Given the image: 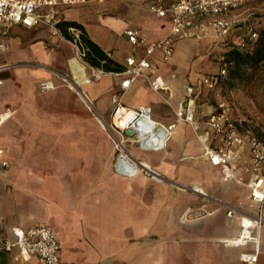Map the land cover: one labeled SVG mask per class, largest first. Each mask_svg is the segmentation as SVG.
I'll return each mask as SVG.
<instances>
[{
	"label": "crops",
	"instance_id": "crops-1",
	"mask_svg": "<svg viewBox=\"0 0 264 264\" xmlns=\"http://www.w3.org/2000/svg\"><path fill=\"white\" fill-rule=\"evenodd\" d=\"M94 4L104 2L56 8L55 15L60 21L83 27L112 61L107 71L88 63L85 66L44 25L25 28L0 22V43L10 46L0 56L16 55V63L42 62L67 74L82 88L74 93L51 74L26 67L0 72V116L10 113L0 123V147L9 163L0 166V246L13 242L12 228L45 226L61 244L59 264H246L239 261V255L248 248L221 244L222 239L238 233V223L221 210L185 223L180 220L188 206L214 205L179 186H194L208 197L253 209L248 190L224 178L219 168L202 157L203 147L189 125L179 123L162 151L126 146L133 157L161 173L164 181L114 172L117 152L106 125L113 110L111 96L121 77L112 74L125 72L127 57L144 54V47H133L124 31L141 30L149 42L164 37L170 21L133 4L127 15L136 25L130 28L118 15L91 14L88 7ZM38 14L44 16L45 9ZM222 42L214 37L202 41L175 38L174 53L167 62L159 53L149 60L168 83L173 106L181 101L187 86L199 87L196 118L200 121L213 111L215 98L199 82L216 73L218 66L207 60L197 70L191 62L197 58V50L203 57ZM6 64L0 58V66ZM91 69L105 75L88 84ZM48 79L57 86L41 92L38 83ZM123 96L122 103L131 109L150 108L151 119L159 125L175 122L172 111L144 79L134 81ZM86 99L94 104L97 115L83 106L89 104ZM208 143L214 144L211 136ZM0 264L38 261L35 257L24 261L11 247L0 251ZM256 264H264V225Z\"/></svg>",
	"mask_w": 264,
	"mask_h": 264
},
{
	"label": "built area",
	"instance_id": "built-area-1",
	"mask_svg": "<svg viewBox=\"0 0 264 264\" xmlns=\"http://www.w3.org/2000/svg\"><path fill=\"white\" fill-rule=\"evenodd\" d=\"M105 1L114 0H0V22L21 25L25 28L41 24L48 27L56 37L64 38L58 29L60 20L55 15L56 8ZM127 1L143 5L151 15L158 19L168 17L170 29L164 37L149 42L141 30L124 31L127 41L133 47H144V54L139 58L127 57L125 72L122 75L112 74L113 77H121L111 96L113 110L110 121L106 125L117 152L113 170L124 177L142 174L157 182L164 181L161 173L133 157L127 151L126 146L132 145L140 151H162L177 125L186 123L203 147L202 157L212 167L219 168L224 178L248 190L253 209L245 208L240 203L232 204L208 197L205 192L194 186H179L180 190L197 194L205 202L208 200L214 205L207 207L202 204L197 209L194 206H188L182 212L180 220L185 223L221 210L226 218L238 223L237 235L222 239V246L248 248L240 253L239 261L256 264L260 250L261 229L264 225V118H257L255 121L244 119L236 115L235 112L238 113L239 110L234 103L223 98L228 80L227 63L225 62L220 64L216 73L200 79L199 85L211 91L215 98L213 111L207 114L203 121L196 118L199 87L187 86L181 101L173 106L168 83L156 74L155 68L149 62L155 53H159L160 59L167 62L173 56L175 38L202 41L214 37L218 40L223 39L224 43L232 42L230 36L239 24L236 12L247 0ZM40 9H45L44 16L38 14ZM68 30L74 37L70 42L74 43L77 50L76 58L85 65L82 60L84 52L80 49L78 40L79 32L73 28ZM256 39V32L248 29L241 41L236 44L238 50L244 51L248 44ZM8 49V43H0V52L4 53ZM31 66V63L6 64L0 66V72L16 67ZM57 75L62 81L70 82L63 75ZM103 75L105 73L102 71L91 69V74L86 79L87 83L90 84ZM171 77L175 76L171 75ZM137 79L147 81L150 90L172 111L175 122L161 126L151 119L150 108L134 110L122 103L123 95ZM74 87L79 86L74 85ZM38 88L41 92H45L53 90L55 85L51 79L42 80L38 83ZM87 101L89 104L85 105L89 108L91 101L89 99ZM126 131H130L131 136H127ZM209 136L212 137L214 144L208 143ZM0 166H9L4 159V149L1 147ZM244 176H247L246 180L243 179ZM11 233L13 242L0 246V251L15 247L24 261L35 257L38 264H59L61 244L50 228L34 226L20 229L15 227L12 228Z\"/></svg>",
	"mask_w": 264,
	"mask_h": 264
},
{
	"label": "rangeland",
	"instance_id": "rangeland-1",
	"mask_svg": "<svg viewBox=\"0 0 264 264\" xmlns=\"http://www.w3.org/2000/svg\"><path fill=\"white\" fill-rule=\"evenodd\" d=\"M131 3V2H130ZM132 3L129 4V1L127 0H114V1H105L103 5H92L88 7V11L91 14L99 13V15H118L119 18H124L125 24L127 23L128 27H134L136 25L134 19L129 17L128 14V7H133ZM237 18L239 19V24L234 28L233 34L230 36L231 41L234 44H237L241 41L243 37V33H245L248 29H256L257 31L264 27V0H247L242 7L236 12ZM86 15V14H85ZM79 16V15H78ZM81 17V16H80ZM83 17V16H82ZM124 25V23H123ZM116 25H113V28ZM114 31V29H111ZM117 34V33H116ZM60 43H66L68 44L72 50L73 55L77 56V50L74 47V43L70 42L69 40H66L61 37H57ZM223 43V42H222ZM222 43L217 44V48L214 50L206 51L205 55L198 54L199 50H197V58L193 59L191 62L194 69L200 68L201 64H206L207 60L208 62H211L213 67L219 66L223 62L224 54L227 50V46L223 45ZM11 45L15 46V42ZM10 48V46H9ZM14 51L11 49L10 53H13ZM8 54H4V56H0V58H4L7 64L12 65L15 64L16 61V55L11 57H6ZM83 62H85V59L82 58ZM200 60V61H198ZM198 62V64H197ZM201 62V63H200ZM18 63H31V67L29 68L33 71H37L39 73H48L51 74L53 78L58 79L59 85L65 86L68 89L69 82H64L61 80L59 75H63L66 77L69 81H72V79L65 73L60 72L47 64H44L42 62H36V61H28V62H18ZM87 64V63H86ZM17 68V67H16ZM229 66L227 65V74H228V80L226 82V88L227 90L223 92V98L228 100L231 103H234L235 107L238 108V114L240 117L255 121L257 118H264V62L260 66V68L255 72L252 73L249 69H242L238 72H235V74L229 73ZM218 71V70H217ZM52 79V78H51ZM55 85V83H54ZM57 86V85H55ZM72 92L76 93V91L80 90L82 91L81 87H77L74 89H70ZM124 97V96H123ZM124 101V98H122ZM83 106L90 112L95 115H97L96 109L94 107V104L91 102V106L88 108L85 103H83Z\"/></svg>",
	"mask_w": 264,
	"mask_h": 264
},
{
	"label": "trees",
	"instance_id": "trees-1",
	"mask_svg": "<svg viewBox=\"0 0 264 264\" xmlns=\"http://www.w3.org/2000/svg\"><path fill=\"white\" fill-rule=\"evenodd\" d=\"M69 28H73L79 32L78 40L80 49L84 52L85 62L92 67L102 68L104 71L109 70V64L112 63L105 53L93 43L83 31V27L71 21H60L58 29L62 36L69 41L74 39L73 34L69 32ZM257 34V39L248 44L244 51L238 50L236 44L227 42V50L224 54L223 62L229 66L230 74H235L242 69H249L255 73L264 62V27L258 31L254 29Z\"/></svg>",
	"mask_w": 264,
	"mask_h": 264
},
{
	"label": "bare ground",
	"instance_id": "bare-ground-1",
	"mask_svg": "<svg viewBox=\"0 0 264 264\" xmlns=\"http://www.w3.org/2000/svg\"><path fill=\"white\" fill-rule=\"evenodd\" d=\"M71 82V81H70ZM69 82V86L74 89V85H77L76 82L73 80V83ZM78 86V85H77ZM76 87V86H75ZM10 116V113L6 112L5 114L3 113L0 116V123H2L4 120H6ZM103 123V122H102ZM198 189V188H197ZM199 190V189H198ZM201 190V189H200ZM202 191V190H201ZM204 192V191H203Z\"/></svg>",
	"mask_w": 264,
	"mask_h": 264
},
{
	"label": "water",
	"instance_id": "water-1",
	"mask_svg": "<svg viewBox=\"0 0 264 264\" xmlns=\"http://www.w3.org/2000/svg\"><path fill=\"white\" fill-rule=\"evenodd\" d=\"M125 134H126L127 136H131L132 133H131L130 131H126Z\"/></svg>",
	"mask_w": 264,
	"mask_h": 264
}]
</instances>
